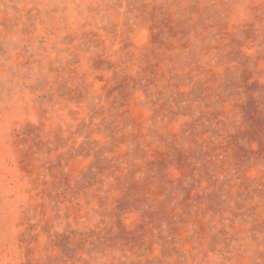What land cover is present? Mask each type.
I'll return each instance as SVG.
<instances>
[{
	"label": "rangeland",
	"instance_id": "obj_1",
	"mask_svg": "<svg viewBox=\"0 0 264 264\" xmlns=\"http://www.w3.org/2000/svg\"><path fill=\"white\" fill-rule=\"evenodd\" d=\"M0 264H264V0H0Z\"/></svg>",
	"mask_w": 264,
	"mask_h": 264
}]
</instances>
